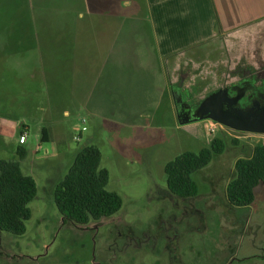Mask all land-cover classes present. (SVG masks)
Here are the masks:
<instances>
[{
    "label": "rangeland",
    "instance_id": "374dc122",
    "mask_svg": "<svg viewBox=\"0 0 264 264\" xmlns=\"http://www.w3.org/2000/svg\"><path fill=\"white\" fill-rule=\"evenodd\" d=\"M122 5L129 59L116 80L97 59L83 65L86 29L98 26L84 0H0V160L19 161L18 134L26 131L19 163L37 188L25 233L0 231V264H264V186L248 207L229 206L225 196L236 160L264 136L221 127L225 151L192 176L195 198L170 196L164 174L175 157L201 150L178 120L181 102L195 107L215 90L231 95L233 86L264 82V30L236 42L231 55L214 44L194 61L160 65L145 4ZM88 144L99 149L106 188L122 206L98 223L64 224L53 189Z\"/></svg>",
    "mask_w": 264,
    "mask_h": 264
},
{
    "label": "trees",
    "instance_id": "16d2710c",
    "mask_svg": "<svg viewBox=\"0 0 264 264\" xmlns=\"http://www.w3.org/2000/svg\"><path fill=\"white\" fill-rule=\"evenodd\" d=\"M50 140L49 130L42 129L40 141L47 143ZM225 148L224 139L215 137L198 153L184 152L166 163L167 192L179 198H195L198 186L192 176L209 166L214 157L222 155ZM16 154L21 161L26 156V150L18 147ZM100 160L99 149L95 145H85L76 152L67 173L54 186L53 203L64 223L70 221L83 226L109 218L121 209V198L106 188L109 174L106 169L100 168ZM19 161L0 160V231L14 236L25 233L26 222L31 218L28 205L37 192L34 179L23 174ZM259 185L264 186V145L260 142L252 147L249 157L236 160L233 178L225 188L228 205H253Z\"/></svg>",
    "mask_w": 264,
    "mask_h": 264
},
{
    "label": "crops",
    "instance_id": "0c3cea01",
    "mask_svg": "<svg viewBox=\"0 0 264 264\" xmlns=\"http://www.w3.org/2000/svg\"><path fill=\"white\" fill-rule=\"evenodd\" d=\"M84 2L90 7L88 14L86 13L89 15L88 18L98 26L93 28L89 26L91 28L86 29L87 48L80 55L84 60L83 65L90 67L97 59L103 68L110 65L115 74L111 77L118 80L117 72H120L122 63L129 59L122 50L125 45L124 20L129 19L122 12V4H128L129 0ZM140 2L145 4L153 48L160 65L169 62L172 66L177 60L185 59L194 61L198 58L196 56L200 50L214 44L217 45L218 51L224 52L223 55L225 52L231 55L236 48V42L243 46L247 37L261 35L264 30V0H140ZM135 32L136 30L130 29L126 34ZM206 122L193 120L182 121L181 124L201 149L209 146L211 142L210 133L204 128ZM219 129L221 127L217 128L215 137ZM26 144L18 143V147H24Z\"/></svg>",
    "mask_w": 264,
    "mask_h": 264
},
{
    "label": "water",
    "instance_id": "95a60500",
    "mask_svg": "<svg viewBox=\"0 0 264 264\" xmlns=\"http://www.w3.org/2000/svg\"><path fill=\"white\" fill-rule=\"evenodd\" d=\"M243 95L231 96L227 88L215 90L200 102L194 121L210 120L235 132L264 135V102L240 107Z\"/></svg>",
    "mask_w": 264,
    "mask_h": 264
},
{
    "label": "flooded vegetation",
    "instance_id": "af4514ba",
    "mask_svg": "<svg viewBox=\"0 0 264 264\" xmlns=\"http://www.w3.org/2000/svg\"><path fill=\"white\" fill-rule=\"evenodd\" d=\"M232 91H233V94H231V96H236L237 93L244 94L243 98L240 100V107H244L253 101L264 102V82L258 87H256L252 83L244 82L243 86H233ZM210 93H212V92H210ZM199 104H200V102L195 107H192L185 101L181 102L178 105V120L179 121H193L196 118L197 108H198ZM170 196H172V195H170ZM172 197H174L176 199H181V200H188V199L179 198V197H175V196H172ZM190 199H192V198H190ZM182 208L185 209V206H183ZM99 221H101V220H99ZM99 221H93L90 223H98ZM90 223H88L87 225H83V227L88 226ZM78 226H80V225H78ZM97 226H99V225L98 224L94 225V229L97 228Z\"/></svg>",
    "mask_w": 264,
    "mask_h": 264
},
{
    "label": "built area",
    "instance_id": "2783aa9c",
    "mask_svg": "<svg viewBox=\"0 0 264 264\" xmlns=\"http://www.w3.org/2000/svg\"><path fill=\"white\" fill-rule=\"evenodd\" d=\"M207 122L205 123V126H204V128L210 133V134H216V132H217V128L218 127H221V126H219V125H217V124H215V123H213L212 121H210V120H206ZM85 130V128H83L82 130H78L77 129V131L78 132H81V131H84ZM19 136H18V143L19 144H21V145H23V144H26L27 143V134L25 133V132H23L22 134H18ZM259 137H262V136H264V135H258ZM79 135H78V137H75L74 139L76 140V141H79L80 139H79ZM256 143H259V141H257Z\"/></svg>",
    "mask_w": 264,
    "mask_h": 264
}]
</instances>
